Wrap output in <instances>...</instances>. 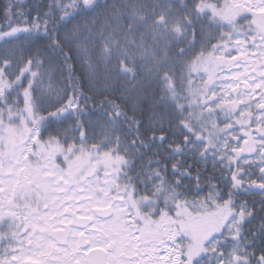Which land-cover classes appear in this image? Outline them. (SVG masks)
I'll return each instance as SVG.
<instances>
[{"label": "snow or ice", "instance_id": "obj_1", "mask_svg": "<svg viewBox=\"0 0 264 264\" xmlns=\"http://www.w3.org/2000/svg\"><path fill=\"white\" fill-rule=\"evenodd\" d=\"M0 21V264H264V0H8Z\"/></svg>", "mask_w": 264, "mask_h": 264}, {"label": "rangeland", "instance_id": "obj_2", "mask_svg": "<svg viewBox=\"0 0 264 264\" xmlns=\"http://www.w3.org/2000/svg\"><path fill=\"white\" fill-rule=\"evenodd\" d=\"M230 2V1H229ZM236 2H242V0H236ZM254 2V0H253ZM257 43H259L257 41ZM247 51L250 52H259V49H247ZM233 55H238L236 52H233ZM239 59V57H238ZM225 60H227V57H225ZM246 60L248 62L249 65H251L253 62H255L257 65L259 64V60L257 59L256 56H246L242 59V63L240 66V70L241 73H243V69H244V65H243V61ZM233 69V65L231 63H227L224 65L223 70L219 67L214 68L211 71V75L213 77V82H215L218 86L216 89H214L216 91V95L217 96H221L223 95L225 97L224 103H227L229 99L235 100L237 99V96L235 95H230L229 89L227 88V85L224 84L225 80H230L232 78L233 75V71H231ZM251 69L249 68V71ZM207 76H204L203 79L207 80ZM199 82V81H198ZM241 86L243 87V81L241 80Z\"/></svg>", "mask_w": 264, "mask_h": 264}, {"label": "trees", "instance_id": "obj_3", "mask_svg": "<svg viewBox=\"0 0 264 264\" xmlns=\"http://www.w3.org/2000/svg\"><path fill=\"white\" fill-rule=\"evenodd\" d=\"M30 2H32V0H30ZM107 4L111 5L113 3H119V0H106ZM208 2L210 3H217L219 2L220 4H223L224 3V0H208ZM8 3V0H0V11L3 10L4 6ZM2 22V21H0ZM205 27H207V25H205ZM208 31L215 35L216 34V29L215 28H210L208 29ZM220 31H223V32H227L228 29L227 28H221ZM216 41H213V43H215ZM181 47H183V45H181ZM199 47L197 48V51H199ZM76 75L80 78V87H81V90L83 92H85L86 94H88L89 96H91L93 93L89 92V84H88V80L83 77V76H80V69L79 67H77L76 69ZM163 85H154V88L156 89H159V88H162ZM95 102L94 101H89V104H94ZM131 115V113H129ZM185 184L186 185H189V181L185 180ZM195 189H193L194 191ZM190 199L192 198L191 196L189 197Z\"/></svg>", "mask_w": 264, "mask_h": 264}]
</instances>
